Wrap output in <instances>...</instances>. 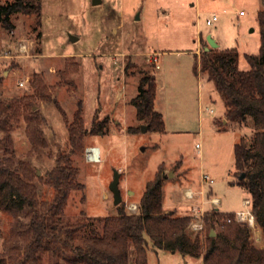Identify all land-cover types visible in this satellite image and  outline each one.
I'll return each instance as SVG.
<instances>
[{"label":"rangeland","instance_id":"obj_1","mask_svg":"<svg viewBox=\"0 0 264 264\" xmlns=\"http://www.w3.org/2000/svg\"><path fill=\"white\" fill-rule=\"evenodd\" d=\"M7 1L11 0H0V4ZM40 6L39 15H12V32L0 25V90L10 93L0 101L30 95L32 74L41 75L51 101L37 99L32 110L40 114L39 128L46 146L30 141L21 113L9 134L0 131V158L12 159L16 167L19 162L28 165L35 175L39 200H50L53 189L48 174L57 155L69 151L67 124L81 102L87 131L95 118L106 121V125L103 132H87L81 150L71 155L81 187L69 192L63 218L74 224L85 223L80 234L89 232L87 223L91 222L100 230L95 219L113 216L117 207L109 190L113 171L120 174L121 203L132 213L128 207L138 206L146 184L161 168L165 175L163 212L193 218L186 233L201 256L148 248L147 264H202L207 237L211 231L215 238L220 234L217 227L203 223V216L219 206L218 211L224 214L251 211L247 189L232 185L235 181L246 182L235 175L234 145L242 135L252 141L257 129L252 120L242 126L220 122L222 101L205 76L197 80L194 71L199 69L198 62L187 51L195 48L198 38L201 46H208L206 33H213L220 44L239 51L238 67L247 70L244 54L256 52L258 42V34H250L249 30L256 26L257 10L264 9V0H101L99 5H92V0H40ZM239 10L245 15L240 16ZM212 13L218 20L206 25ZM29 42L33 44L26 57L18 47L19 43ZM153 52H160L158 69L149 61ZM65 66L71 72L62 78ZM147 71L155 77L158 107L167 110L163 133L143 132L145 123L137 120L130 104L142 72ZM197 82L203 104L200 121L196 114ZM182 114L187 120L180 124L177 119ZM91 146L101 148L99 163L86 160L85 150ZM202 175L213 182H201ZM188 188L194 192L192 198L184 195ZM200 190L205 200L214 195L221 202L216 206L201 204ZM245 200L249 201L247 207L243 205ZM192 224L201 227L193 228ZM28 225L25 207L0 209V259L6 264H17L21 257L29 239ZM247 225L249 244L264 248L261 228L255 220ZM43 264L53 262L44 257ZM55 264L68 263L58 259Z\"/></svg>","mask_w":264,"mask_h":264},{"label":"trees","instance_id":"obj_2","mask_svg":"<svg viewBox=\"0 0 264 264\" xmlns=\"http://www.w3.org/2000/svg\"><path fill=\"white\" fill-rule=\"evenodd\" d=\"M40 7V0H11L0 4V25L12 32L15 28L12 15H39ZM256 22L260 45L257 54L244 56L249 66L247 70L238 68L236 48L207 51L203 48L199 55V71L213 83L229 124L242 126L252 120L257 129L252 141L241 137L234 145L235 175L239 178L244 173L246 182L235 181L232 185H244L247 189L251 213L264 234V9L257 12ZM40 37L38 33L37 38ZM127 70L128 66L124 74ZM70 72L65 66L62 78ZM30 82V95L0 101V131L9 134L12 123L24 113L28 138L34 145L45 147L39 128L40 114L32 107L37 99L50 102L51 96L41 75L32 74ZM155 95L154 75L142 72L136 96L130 104L135 108L137 120L144 121L147 131L163 133L162 116L154 109ZM105 125L106 121L95 118L87 131L81 102L78 103L72 122L67 124L69 151L57 155L55 166L48 174V183L53 189L48 201L39 200L35 175L28 165L19 162L16 167L12 159L0 158V209L15 211L25 207L29 214V239L17 264H43L44 257L53 264L58 259L68 264H147L148 248L179 252L193 258L201 256L197 244L186 233L193 218L163 212L162 181L165 175L161 168L146 184L136 212H127L120 203L113 216L95 219L100 230L93 222L87 223V227L90 226L87 234H80L85 223L74 224L63 218L69 192L81 187L76 181L77 170L71 155L81 150L87 132H103ZM131 130L128 128L129 132ZM202 221L211 228L217 227L220 232L216 238L207 237L202 264H264V248L257 249L249 244V227L245 222L236 221L235 213L224 214L212 209ZM0 264L6 263L0 259Z\"/></svg>","mask_w":264,"mask_h":264},{"label":"crops","instance_id":"obj_3","mask_svg":"<svg viewBox=\"0 0 264 264\" xmlns=\"http://www.w3.org/2000/svg\"><path fill=\"white\" fill-rule=\"evenodd\" d=\"M259 10H261V9H259ZM259 10H257V12L259 11ZM240 11H242V10H239L238 11V14H239V12ZM240 15V14H239ZM245 15V13L243 14V15H240V16H244ZM257 33L258 35V42H257V45H256V52H254V53H252V54H257V52H258V49H259V45H260V43H259V32H258V26H257V24H256V26L255 27H252L250 30H249V33L251 34V33ZM206 35H210L211 36V38L217 43V49H219V50H224V49H228V48H226L225 46H223L222 44H220V42L218 41V39L215 37V36H213V33H206ZM32 44H33V42H31ZM19 44H21V43H19ZM26 44H28V47H30V46H32V44L30 45V42L29 43H26ZM203 46H201V40H200V38H198L197 39V42H196V46H195V48L193 49V50H188L187 52H189V53H192V55L194 56V58H195V60L198 62V68H199V53H200V51L201 50H203ZM178 52H186V51H178ZM239 52V51H238ZM153 53H156V54H160V52H153ZM239 54V53H238ZM41 55V53H39V56ZM245 55H250V54H248V53H246V54H244V56ZM238 63H239V59H238ZM248 65V64H247ZM249 67V66H248ZM239 68V67H238ZM241 70V69H240ZM8 75V72L7 71H4V76H7ZM194 75H195V77H197V80L199 79V78H201V77H203V76H205V78H206V82H207V84H212L211 86H212V88H213V90H215L214 89V86H213V83L211 82V81H209L208 79H207V76H206V74H204V73H201L200 71H199V69L197 70V69H195V71H194ZM2 79H0V84L2 83ZM1 86V85H0ZM208 91L210 92V91H212V89H211V87H208ZM3 93V94H2ZM4 95L6 96H10V93L7 91V92H3V91H1L0 90V98L1 97H4ZM134 96H132L131 97V99L132 98H134L135 96H136V94H133ZM197 101H196V114H197V118H198V120L200 121L201 120V118H202V111H203V104H202V96H201V88H200V85H199V83L197 82ZM158 93H157V91H156V95H155V100H154V109H155V111H157L158 113H160L161 114V116H162V119H163V122H164V127H165V130H164V132L166 131V114H165V112L167 111V110H165V108H159L158 107ZM222 106H223V103H222ZM178 122L180 123V124H183V123H186V115H181V116H179L178 117ZM219 120H220V122L223 124V125H227V124H229V122L225 119V116H224V107H222V111H221V114H220V118H219ZM238 130V129H237ZM241 137H243V135L241 136ZM99 147V149L101 150V148H100V146H98ZM189 189V188H188ZM187 190V189H186ZM190 190V189H189ZM192 191V190H191ZM185 192V191H184ZM213 198H215V199H217L218 200V203H220L221 202V200H220V198L219 197H217V196H211L210 197V199L209 200H205L204 199V194L202 193L201 194V204H211V205H213L212 203H210V200L211 199H213ZM218 205V204H217ZM220 207L221 206H219L218 207V209H220ZM214 209H217V208H214ZM217 209V210H218ZM238 211H240V210H236L235 212H238Z\"/></svg>","mask_w":264,"mask_h":264},{"label":"built area","instance_id":"obj_4","mask_svg":"<svg viewBox=\"0 0 264 264\" xmlns=\"http://www.w3.org/2000/svg\"><path fill=\"white\" fill-rule=\"evenodd\" d=\"M240 15H243L244 12L243 11H240L239 12ZM218 20V17L215 13H212L205 21L206 25H211L213 22L217 21ZM32 43L30 42V45ZM18 50L19 52H21L24 56H30L29 52H28V44L26 43H21L19 44V47H18ZM158 56L159 54H156V53H152L149 55V61L150 63H152L156 69H158L160 66L158 64ZM18 85L20 87H22L24 85V83L22 81H20L18 83ZM85 155H86V160L87 162H90V163H99L101 161V152H100V149L99 147H94V146H91V147H87L86 150H85ZM201 182H209V183H212V179H210L208 176L206 175H202L201 176ZM200 194L203 193L202 190H200L199 192ZM184 195L185 197L187 198H192V196L194 195V192L191 191V190H186L184 192ZM210 203H212L213 205H217L218 204V200L213 198L210 200ZM243 205L245 207H247L249 205V201L248 200H245L243 201ZM128 209L134 213L136 212L137 210V205L135 204H130V206L128 207ZM235 219L236 221L238 222H245V223H248V224H253L254 223V217L251 213V211L249 209H247L246 211H238L236 212V215H235ZM192 227L193 228H200L201 226L199 224H192Z\"/></svg>","mask_w":264,"mask_h":264},{"label":"water","instance_id":"obj_5","mask_svg":"<svg viewBox=\"0 0 264 264\" xmlns=\"http://www.w3.org/2000/svg\"><path fill=\"white\" fill-rule=\"evenodd\" d=\"M100 3H101V0H92V5H99ZM205 40H206L208 46L204 47V50L207 51L209 49H216L217 48V43L211 38L210 35H207ZM141 130L143 132H145L147 130V127L143 125L141 127ZM170 174L171 173H169V175ZM243 177H244V173H241L240 178H243ZM119 178H120L119 172L117 170H114L113 171V179L109 184V190H110L112 197H113V205H115V206H118L122 201L120 191L118 189ZM213 236H214V232L211 231L210 237H213Z\"/></svg>","mask_w":264,"mask_h":264}]
</instances>
